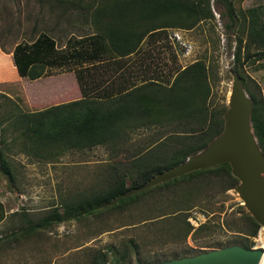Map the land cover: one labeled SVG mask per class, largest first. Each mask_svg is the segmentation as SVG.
I'll return each instance as SVG.
<instances>
[{
  "label": "rangeland",
  "instance_id": "rangeland-1",
  "mask_svg": "<svg viewBox=\"0 0 264 264\" xmlns=\"http://www.w3.org/2000/svg\"><path fill=\"white\" fill-rule=\"evenodd\" d=\"M54 1L0 0V56L9 58L12 67L13 47L20 42H33L41 33L52 37L57 46L63 48L68 39L87 37L97 31L91 19L83 20L84 12L74 6L71 9L53 6ZM229 1L230 13L224 0H210L209 19L190 29L167 27L145 38L135 54L119 60L132 82L139 84L154 78L165 83L179 70L201 62L207 68L212 107L226 106L235 70L246 79L247 88L253 91L257 87L264 98V56H257L259 48L248 39L249 12L264 6V0ZM71 3L96 9L108 7L112 1L71 0ZM172 29L180 31L185 47L168 38ZM239 46L240 60L234 62ZM86 68L93 69L91 65ZM74 70L45 68L43 77L31 81L18 77L16 70L11 72L1 66L0 123L7 117L6 109L11 107L34 113L82 99V87ZM94 74L96 83L89 80L86 85L91 84L100 93L90 96L105 99L110 92L108 83L102 84ZM109 74H104L107 81ZM119 77L114 88L122 83ZM113 80L109 78L110 83ZM243 89L247 93V89ZM1 126L0 141L5 143L4 153L13 183L0 175L3 208L0 264H94L95 258H100V264H157L222 249L233 243L239 245L242 237L249 239L250 249H261L258 235L261 234L264 242V228L241 206L242 201L235 192L238 181L232 184L224 172L216 176L208 173L169 186L150 187L121 197L137 196L123 205L114 201L79 220L54 224L30 238L6 241L24 221L35 222L67 201L101 193L122 175L126 186L131 188L138 174L163 163L159 159L169 156L173 148L154 147L158 143L155 135L158 129L150 127L128 130L122 144L68 150L45 160L25 152L19 139L13 142L17 135L9 131L3 133ZM229 172L231 174V169ZM228 186L231 188L227 189ZM184 198L189 199L187 207L181 203ZM188 219L201 224L194 227ZM250 222L253 228L258 226L252 237L248 236ZM186 223L193 228L183 237L182 228H186Z\"/></svg>",
  "mask_w": 264,
  "mask_h": 264
},
{
  "label": "trees",
  "instance_id": "trees-1",
  "mask_svg": "<svg viewBox=\"0 0 264 264\" xmlns=\"http://www.w3.org/2000/svg\"><path fill=\"white\" fill-rule=\"evenodd\" d=\"M111 1L112 4L108 7L94 9L92 6L82 7L80 4L76 7L71 0H55L53 6L63 9H71L74 6V9L84 12L86 16L83 20L91 19L97 31L87 37L70 38L63 48L58 47L55 40L45 33H41L33 42H20L11 51L14 67L11 66L9 58L0 56V60L4 63L0 64V67L5 66L11 72L16 70L18 77L31 81L43 77L45 68L75 69L76 79L82 87L80 90L82 99L45 110L27 113L17 107L6 109L7 117L3 123H0L1 128L3 127L2 131L17 135L13 142L19 139L21 148L25 152L45 160L68 150H85L120 144L128 130L138 131L150 127L158 129L155 134L158 143L154 147L171 146L173 151L169 156L164 155L163 159H159L163 163L151 168V171L138 174L131 188L126 186L125 176L122 175L101 193L89 198L67 201L61 205V211L60 208H53L35 222L24 221V225L11 232L6 237V241L30 238L29 236L46 231L54 224L79 220L95 210L109 206L114 201L123 205L126 201L135 199L137 196L130 198H121V196L144 185L155 174L196 155L222 131L226 106L217 109L209 103L210 86L207 68L203 63L195 62L179 70L165 83L149 78L141 79L142 81L136 84L135 81L132 82L129 73H126V68L119 62L135 54L145 38L167 27L190 29L200 21L209 19L210 0ZM224 1L230 13V1ZM248 39L254 47L259 48L257 56H264V49L260 50L264 48V6L253 8L249 12ZM1 50L5 53L2 45ZM233 57L234 62L240 60V46ZM85 65H91L93 69H87ZM94 73L102 84L108 83L107 91L110 92L105 99L90 96L100 93L99 90L95 91L91 84L86 85L89 80H92V83L95 80L96 83L97 78L93 79ZM107 73L114 78L111 83L109 81L111 77H108V81L104 77ZM233 73L240 79L243 88L247 89V95L252 101L251 127L264 155V98L257 87L253 91L246 87V79L237 70ZM118 77L122 79V83L114 88ZM4 149H6L5 143L1 140L0 175L9 183H13V175ZM229 171V165L222 164L192 172L162 185L169 186L208 173L216 176L221 172L226 173L232 184H236L237 180ZM230 188L228 186L227 189ZM188 201L189 199L184 198L181 203L187 207ZM2 220L3 208L0 204V223ZM257 227L253 228L250 222L248 236H254ZM192 228L190 223H186V228H182L183 237H186ZM240 242L242 243L239 245L237 243L231 245L250 249L251 243L247 237H242ZM100 262V258H95L93 263L100 264Z\"/></svg>",
  "mask_w": 264,
  "mask_h": 264
},
{
  "label": "water",
  "instance_id": "water-1",
  "mask_svg": "<svg viewBox=\"0 0 264 264\" xmlns=\"http://www.w3.org/2000/svg\"><path fill=\"white\" fill-rule=\"evenodd\" d=\"M251 114L252 101L240 79L234 75L221 133L196 155L157 173L144 185L121 197H128L192 172L228 164L231 175L238 181L235 192L242 201L241 206L264 228V155L251 127ZM262 256V249H245L234 245L157 264H260Z\"/></svg>",
  "mask_w": 264,
  "mask_h": 264
},
{
  "label": "built area",
  "instance_id": "built-area-1",
  "mask_svg": "<svg viewBox=\"0 0 264 264\" xmlns=\"http://www.w3.org/2000/svg\"><path fill=\"white\" fill-rule=\"evenodd\" d=\"M168 38L172 42H176V43H178L182 47H185L186 46L182 42V39L180 37V31L179 30H175V29L170 30L169 33H168ZM188 222H191L194 227H198L201 224L200 222L198 223L197 221H194L193 219H188ZM258 239L260 241V244H259V246H260L261 245V242H262V240H261V234L258 235Z\"/></svg>",
  "mask_w": 264,
  "mask_h": 264
},
{
  "label": "bare ground",
  "instance_id": "bare-ground-1",
  "mask_svg": "<svg viewBox=\"0 0 264 264\" xmlns=\"http://www.w3.org/2000/svg\"><path fill=\"white\" fill-rule=\"evenodd\" d=\"M260 248L263 249V256L261 258L260 264H264V242H261Z\"/></svg>",
  "mask_w": 264,
  "mask_h": 264
}]
</instances>
